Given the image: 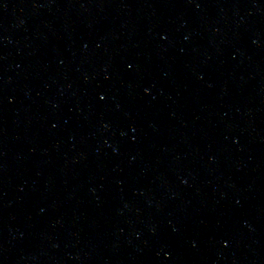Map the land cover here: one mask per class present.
I'll return each instance as SVG.
<instances>
[{"label": "water", "instance_id": "obj_1", "mask_svg": "<svg viewBox=\"0 0 264 264\" xmlns=\"http://www.w3.org/2000/svg\"><path fill=\"white\" fill-rule=\"evenodd\" d=\"M0 264H264V0H0Z\"/></svg>", "mask_w": 264, "mask_h": 264}]
</instances>
